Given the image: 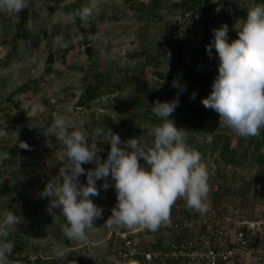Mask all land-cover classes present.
<instances>
[{"label": "rangeland", "instance_id": "1", "mask_svg": "<svg viewBox=\"0 0 264 264\" xmlns=\"http://www.w3.org/2000/svg\"><path fill=\"white\" fill-rule=\"evenodd\" d=\"M72 1L31 0L36 10V22L28 24V31L24 38L17 41L18 48L15 52L12 49L14 43L11 41V35L15 30L17 14L0 11V183L9 186V196L14 197L19 190L12 206H15L17 213L21 216V220L8 237L14 241V246H21V252L13 253L15 257L12 261L9 260V264L11 262L23 264L28 260L30 263L27 264H34L35 256L51 263V260H55L56 264H59L53 254V246L57 241L63 242L71 250V254L60 264H68V261H72L71 264H105L106 251L109 247V230L113 227L130 231L134 238L142 243H153L157 239L164 242L171 233L169 220L162 223L155 231L147 233L142 225L108 227L105 222L97 218L93 226L86 230L85 240H67L62 232V226L65 223L63 216L58 210L53 215L46 211L48 198L38 195L44 182L59 179V168L63 161V147L60 142L54 136L47 137L44 134L52 122L53 113H61L72 127L80 128L82 131L91 132L96 128L101 129L100 139L102 140L108 139L111 132L118 134L121 141L131 136L144 134L137 132L128 135L126 128L120 124L121 121L127 123L128 120L125 119L134 116L136 110L130 106L114 109L113 104L119 100L117 92L100 95L87 107L76 105L79 95L90 83L88 79L83 78L86 72L89 71L90 75L97 72L107 85L121 83L126 76H129V85L136 86V80L132 77L136 75L144 80L148 89L153 92V102L172 99L177 92L170 83L176 77L175 75L160 79L153 72L158 70L167 73L169 68L180 64V59L173 51V45L166 44L164 55L158 56L151 63H145L143 54V52L155 54L157 41H168L169 31L180 21L177 12L164 7L159 11L158 19H151L136 7L127 5L125 0H87L85 6L92 9L91 15L87 18H93L94 25L97 27L90 43L91 57L86 53L83 44L73 35L68 40L71 46L68 52L64 56L54 53L52 62H48V46H51L54 51L58 46L54 41H49L51 39L48 36V30L43 29L45 33L41 30L38 37H35V32L40 28L38 25L42 20L47 19L48 16H50L49 26L50 23H67L69 15L63 8ZM172 1L174 0H161V4L166 6ZM228 1H235L247 9L258 3L254 0ZM142 2L148 5L150 0ZM240 24L241 22L237 19L233 20L231 26L227 24L229 39L236 37V28ZM69 29L70 32L73 31L71 27ZM200 33L199 27L197 31L189 35L190 42L186 45V50H192L199 45ZM61 35L63 37V34ZM134 52L140 55H133ZM183 60L190 72H203L205 70L203 68H206L203 67L200 59L196 60L189 55L184 56ZM209 64L217 70L215 53L211 58L209 57ZM210 77H214L212 70ZM195 78L187 79L180 76L181 82L187 85V90L179 95L180 108L201 109L206 114H218L201 102V98L208 93L201 96L198 94V88L193 85ZM160 80H163L162 85L159 84ZM193 91L195 99L190 98V93ZM146 100L150 102V99L146 98ZM16 102H19V108L24 110L26 117L29 118L27 124L40 139L42 160L30 172L24 170L22 174L12 175L9 166L5 165L3 160L6 157V149L17 140L19 135V125L13 120L18 113ZM149 116L159 122V118L151 112ZM172 120L175 124L181 120V117L174 116ZM223 125L219 123V126ZM183 132L187 143L201 153L202 162L207 166L210 191L205 201L207 204L205 212L189 208L185 199L178 197L173 204L176 207V215L182 216L183 210L189 216L193 213L200 215L197 220L192 218L190 220L195 226H199L203 221L211 222L218 214L219 216L228 215L233 219H251L264 224V160L263 163L250 160L249 137H241L229 127L227 131L218 129V132L229 136L232 149L238 150L239 154H244L241 163L233 165L220 160L217 151H211L210 134L203 137L194 132ZM49 142L52 147L48 146ZM98 144L101 147L106 146L108 151L107 142L98 141ZM261 151L264 152V148ZM98 155L103 159L102 152ZM141 163H143L142 160ZM85 166L90 168L94 164H82V167ZM12 169L15 170L16 167ZM16 180H20L21 183L15 184ZM110 182L111 178H109ZM100 185L101 183L97 182L99 195L92 199L95 204L102 207V216L107 218L115 205V192L111 186L105 190ZM12 206L3 205L0 213L11 209ZM24 213L27 215L25 216ZM262 235L261 243L264 245V232Z\"/></svg>", "mask_w": 264, "mask_h": 264}, {"label": "clouds", "instance_id": "2", "mask_svg": "<svg viewBox=\"0 0 264 264\" xmlns=\"http://www.w3.org/2000/svg\"><path fill=\"white\" fill-rule=\"evenodd\" d=\"M30 2L0 0V11L19 14ZM91 13V8L83 7L78 14L87 18ZM212 31L213 38L205 45V51L211 58L215 49L217 74L201 102L218 113L219 123L239 136L261 135L264 128V3L247 9L245 18L236 28L235 38H228V25L224 23ZM54 42L59 48L67 47L62 35H56ZM170 83L177 89L174 97L150 103L151 113L159 122L137 124L144 134L125 141L111 131L110 137L102 140L101 129L85 132L72 127L61 113H53L44 134L60 142L63 161L59 179L44 182L38 195L48 198L46 211L53 215L58 210L63 216L62 232L67 239L85 240L86 230L102 216V207L92 199L99 195L98 180L102 181L101 188L106 190L111 186L115 192V205L104 220L108 227L142 225L156 230L169 220L171 207L178 197L184 198L191 209L207 210L205 201L210 191L207 166L202 162L201 153L187 143L183 128L175 126L170 118L187 85L181 82L179 75ZM159 84L162 85L163 80ZM190 98L195 99L194 91ZM98 141L109 145L106 158L98 155L103 151ZM47 144L52 147L50 142ZM19 147L29 145L21 141ZM89 163L94 166L82 167ZM81 175L85 177L84 183L79 179ZM20 217L11 209L0 213V264H9L14 241L8 237ZM53 254L60 264L71 250L57 241Z\"/></svg>", "mask_w": 264, "mask_h": 264}, {"label": "trees", "instance_id": "3", "mask_svg": "<svg viewBox=\"0 0 264 264\" xmlns=\"http://www.w3.org/2000/svg\"><path fill=\"white\" fill-rule=\"evenodd\" d=\"M127 5L131 7H136L140 12L145 13L151 19H158L160 17L159 11L162 7L166 9H170L179 14L180 21L175 24L172 29L169 31L170 38L168 41L160 40L157 41L155 46L156 53H146L145 55V63L153 62L158 56H163L165 52L166 44L171 43L173 45V51L175 56L179 58L180 64L176 67H171L167 70V73H163L162 71L154 70V75L160 79H165L170 77V75L182 76L187 79H193V85H195L199 90V95L201 96L204 93H208L210 91V86L213 78L217 74V70L211 67L209 64V56L206 54L205 45L208 44L213 38V29L218 28L222 23L229 24L230 26L233 24V20L237 19L242 22V20L246 16L247 8L242 7L235 1L228 0H174L168 5L164 6L161 4V0H150V3L147 5L143 3V0H125ZM254 2L264 3V0H254ZM87 0H73L63 9L69 15L67 17V23H48V19L42 20L41 24L38 25L40 28L37 32H35V37L40 35L41 30H48V36H45L49 41H54L56 35L63 34V39L67 42V47L59 48L54 51L51 46H48L47 50V60L48 62H52L54 53H60L64 56L68 50L71 48L68 44L69 38L73 35L77 37L78 41L83 44L84 49L89 57H91V47L90 43L92 41V37L97 30V27L94 25L93 18H82L78 13L79 10L83 7H86ZM236 18H235V17ZM36 10L33 4L30 2L28 8L23 9L21 13L17 14L15 24V30L11 35V41L14 43L13 51L15 52L18 48L17 41L21 38L25 37V33L28 31L27 26L29 23L36 22ZM48 23V26L45 28V25ZM73 24V26H72ZM73 31L70 32V28ZM201 28V33L199 35V45L193 48L192 50H186V45L190 42L189 35L193 32L197 31ZM37 30V29H36ZM45 30L44 33H45ZM192 43V41H191ZM48 44V41H47ZM213 53H215V49H213ZM133 55L139 56L140 53L134 52ZM189 55L192 58L198 60L200 59L201 64L203 65V72L196 71H188L186 64L184 63L183 57ZM206 65V66H205ZM208 69V71L206 70ZM212 70L213 78L210 77V72ZM137 85H129L130 77L126 76L124 81L117 84L107 85L104 82L103 78H101L100 74L97 72L92 75L89 74V71L86 72L83 78L88 79L89 84L85 87V90L79 95V98L76 100V105L80 107H87L90 105V102L97 98L100 95H106L110 93L117 92L119 94V100L116 104H113V108L130 106L132 109L136 110L134 116L128 117L125 120H128L127 123L121 121V125L126 128L128 135H133L134 133H141L142 129L139 128L137 124H140L144 121H149L151 123H158V120L152 116H149V112L151 110L149 108L152 107L150 103L153 102V92H151L147 84L144 80H141L138 76H132ZM150 99V102L146 100ZM15 106L18 108V113L16 117L13 119L19 125V135L17 140L6 149V157L3 160V163L9 166V171L12 175L22 174L24 170L30 172L31 169L35 168L42 160V156L40 154V139L34 130L27 124L28 117H26L24 110L19 108V102L15 103ZM180 104L175 109L174 113L171 115V119L174 116L181 117L175 126L179 128H183V131L194 132L200 134L205 137L206 135H211V140L209 142V147L212 152L217 151L218 158L224 161L226 164L237 165L240 164L244 154H239L238 150H234L230 147L229 136L225 133L218 132V129L222 128L224 131L228 130L226 125L219 126V115L218 114H206L201 109H191L188 107L180 108ZM126 108V107H125ZM128 109V108H127ZM185 111V112H184ZM261 135L253 136L248 138V146L251 147L250 152L248 153L250 160L256 161L258 163H263L264 160V152L261 151L264 148V128L261 129ZM24 141L29 145L28 148L19 147V143ZM103 158H106L107 155V147H102ZM216 160L217 162L219 161ZM16 167V169H12ZM1 172V171H0ZM59 178V176H58ZM81 183L85 182V178L79 177ZM35 180V178H32ZM31 180V181H32ZM17 182V183H16ZM15 184L21 183L20 180H16ZM98 183H102V181L98 180ZM14 184V185H15ZM19 194V190L17 191ZM16 193V194H17ZM15 194V195H16ZM15 195L9 196V186L5 183H0V210L3 205H13L15 202ZM11 209L17 213V209L15 206H12ZM175 205H172L169 216V224L171 229V224L174 220L178 221V219H198L200 215L193 213L192 216H189L188 213L183 210V215L177 216ZM182 211V210H181ZM28 213V212H27ZM26 216L27 214L24 213ZM101 221L106 217H99ZM106 223V222H105ZM204 227V226H203ZM117 230H125L118 227ZM155 230L145 228V232L151 233ZM131 238H134L133 234L129 233ZM116 228H111L109 230V247L106 251L107 261L105 264H147L142 259L136 260L134 262L125 260V261H113L109 260L111 247L116 242ZM67 239V238H66ZM135 239V238H134ZM68 240V239H67ZM66 240V241H67ZM138 243L139 241L136 240ZM141 245H145L146 243L140 242ZM139 243V244H140ZM155 244H162L161 239H157ZM15 245V243H14ZM24 247V246H23ZM21 246H14L12 249L13 253H20ZM11 254L9 260L12 261L14 259V254ZM51 262L42 260L39 256H35L34 264H56L55 260H51ZM30 263V261H25L23 264ZM12 264V262L10 263ZM166 264H173L167 263Z\"/></svg>", "mask_w": 264, "mask_h": 264}, {"label": "built area", "instance_id": "4", "mask_svg": "<svg viewBox=\"0 0 264 264\" xmlns=\"http://www.w3.org/2000/svg\"><path fill=\"white\" fill-rule=\"evenodd\" d=\"M244 220L219 214L199 226L185 218L174 220L170 237L160 245L155 242L141 245L129 236L130 231L116 229L109 260L142 259L147 264H264L261 243L264 224L252 220L253 226Z\"/></svg>", "mask_w": 264, "mask_h": 264}, {"label": "water", "instance_id": "5", "mask_svg": "<svg viewBox=\"0 0 264 264\" xmlns=\"http://www.w3.org/2000/svg\"><path fill=\"white\" fill-rule=\"evenodd\" d=\"M244 222L245 223H249V224H251V225H255V223L252 221V220H250V219H246V220H244Z\"/></svg>", "mask_w": 264, "mask_h": 264}]
</instances>
